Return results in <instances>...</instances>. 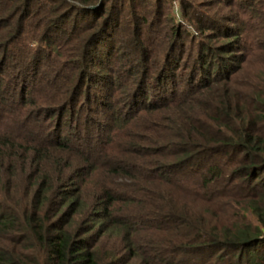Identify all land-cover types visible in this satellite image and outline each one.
I'll list each match as a JSON object with an SVG mask.
<instances>
[{"label":"trees","instance_id":"trees-1","mask_svg":"<svg viewBox=\"0 0 264 264\" xmlns=\"http://www.w3.org/2000/svg\"><path fill=\"white\" fill-rule=\"evenodd\" d=\"M177 2L0 0V264H264V0Z\"/></svg>","mask_w":264,"mask_h":264},{"label":"rangeland","instance_id":"rangeland-1","mask_svg":"<svg viewBox=\"0 0 264 264\" xmlns=\"http://www.w3.org/2000/svg\"><path fill=\"white\" fill-rule=\"evenodd\" d=\"M177 0H174V6H173V8H174V11L177 13V11H178V5H177ZM99 88V87H98ZM94 89H96L97 90V86H95L94 87ZM95 116V115H94Z\"/></svg>","mask_w":264,"mask_h":264}]
</instances>
